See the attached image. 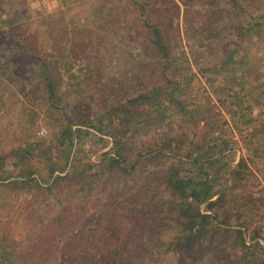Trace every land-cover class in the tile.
I'll list each match as a JSON object with an SVG mask.
<instances>
[{"label":"rangeland","instance_id":"obj_1","mask_svg":"<svg viewBox=\"0 0 264 264\" xmlns=\"http://www.w3.org/2000/svg\"><path fill=\"white\" fill-rule=\"evenodd\" d=\"M261 14L264 0H0V264H108V256L131 259V263L111 264H141L142 254L146 255L142 264H173L178 258L174 252L163 257L169 235L157 221H144L134 234L132 223L115 211L120 206H112V211L121 233L105 232L96 209L70 226L66 222L63 230L51 221L32 233L33 210H44L53 201L5 185L9 181L4 177L18 179L16 164L24 149L34 158L27 166L49 180L46 161L34 150L43 140L53 141L70 124L144 125L135 137V150L144 142L147 147L162 138L173 140L179 154L168 152L149 167L153 174L188 154L200 140L204 124H214L211 139L220 137L229 143L237 155L233 166L241 158L247 160L240 175H232L225 210L235 223L236 211L243 216V201L257 200L244 213L245 227L242 218L232 229L244 232L251 252L256 251L253 244L260 243L258 264H264V26L262 33L245 34L247 25ZM155 27L170 49L165 59L152 49ZM229 57L231 65L221 66L216 78L204 75ZM43 66L53 79L51 99ZM238 77L248 80L251 125L233 118L222 105L225 82ZM155 87L168 108L165 118L143 100L136 101ZM171 92L180 100L185 97L187 109L196 110L194 114L181 115L176 101L167 95ZM112 108L117 111L109 115ZM140 174L141 185L150 173ZM145 181L150 195L158 192L156 199L168 201L160 193L156 174ZM129 196L127 190L124 199ZM257 230L263 240L253 238ZM230 238V244L232 233L215 241ZM208 241L206 237L200 243L208 245ZM160 252L161 258L150 260ZM228 252L232 260L209 263L205 258L203 264H244V250L229 247Z\"/></svg>","mask_w":264,"mask_h":264},{"label":"trees","instance_id":"obj_2","mask_svg":"<svg viewBox=\"0 0 264 264\" xmlns=\"http://www.w3.org/2000/svg\"><path fill=\"white\" fill-rule=\"evenodd\" d=\"M262 15L264 14L258 15L254 22L247 25L249 29L245 30V34L248 37L263 32ZM153 29L152 49L165 59L169 56L170 49L165 43L163 33L156 27ZM231 59L232 57L227 58L218 67L208 68L204 75L209 79L216 78L219 68L231 65ZM248 64L247 60L243 61V77L246 75L245 68ZM42 69L49 98H54L51 73L47 67L43 66ZM178 83L174 82L175 87H179L176 86ZM247 84V79L231 78L229 82H225L227 88L223 92L224 100L221 101L233 118L243 120L245 125H251L254 122L253 104L249 105L246 99L249 90ZM156 88L158 87L153 88L152 93L141 95L136 101L143 100L149 108L165 118L168 108L164 107V99L157 95ZM177 91L180 90L177 88ZM167 95L171 101H176L181 115H193L196 111L187 109L185 97L180 100L174 92ZM116 111V108L110 109L109 115ZM213 125L204 124L200 140L193 144L188 154L176 163L168 164L165 170L155 173L160 183V193L163 197L167 196L168 201L164 198L156 199L158 192H152L150 195L145 179L155 175L153 171L148 170L149 167L155 165L168 152L179 153L173 146V140L164 141L166 138L150 142L147 147L144 142L141 149L135 150V137L144 129V125L140 124H129L123 128L107 124H70L61 134L56 135L53 141L43 140L34 150L45 159L44 169L50 177L49 180L44 178L47 176L39 178L36 176L38 171L27 166V162L34 158L31 151L23 149L19 152L20 159L16 164L20 170L19 177L15 180L4 177V180L9 181L5 185L19 190L27 189L31 195H45L53 201L47 203L44 210H33L35 216L32 233H36L39 227H46L51 221L59 230H63L66 222L70 226L72 221L83 219L94 209L99 212L105 232L121 233V226L116 229L119 223L115 220L116 213L112 211V206H115V209L120 206L115 211L125 218L124 221L132 223L134 234L138 232L141 223L148 219L157 221L159 226H162L165 234L169 235L164 243L166 252L163 257L167 258L173 252L179 255L173 264H203L206 262L205 258L209 263L214 260H232L228 252L229 247L245 251L244 264H258L262 258L257 251L259 246L261 247L260 243L253 244L252 248L256 251L251 252L246 244L244 232L232 229L240 224L243 216L250 212L252 207H255L257 200L247 197L243 201V216L241 210L236 211L235 223L225 210L228 197L232 193V175H240L239 170L247 167V160L241 158L239 163L233 166L237 161L236 152L229 149V143L220 137L212 141L215 133ZM94 157L96 160H93ZM144 171H148L150 175L146 174L148 176H144L140 185L138 179H142L143 174L140 173ZM127 190L130 196L125 200ZM151 201L154 202L153 205H150ZM160 206L164 209L155 210ZM108 208L111 209L107 210ZM244 219L243 227L247 224ZM220 229L223 232L220 233ZM230 233L234 236L230 244L231 238L215 241L216 237H224ZM206 237H209L208 245L200 243L201 239ZM253 238L263 240L258 230L254 232ZM161 254L160 252L153 258L150 257V260L156 261L162 257ZM141 257L138 261L142 264L146 255L142 254ZM107 260L108 264L118 260L131 263L129 257L117 260L116 256H108Z\"/></svg>","mask_w":264,"mask_h":264}]
</instances>
